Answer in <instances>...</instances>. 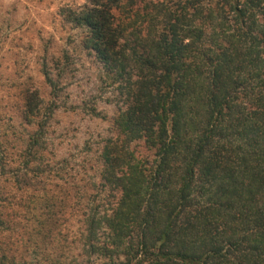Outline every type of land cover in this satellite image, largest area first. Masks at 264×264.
Returning a JSON list of instances; mask_svg holds the SVG:
<instances>
[{
  "label": "trees",
  "instance_id": "obj_1",
  "mask_svg": "<svg viewBox=\"0 0 264 264\" xmlns=\"http://www.w3.org/2000/svg\"><path fill=\"white\" fill-rule=\"evenodd\" d=\"M60 15L122 101L70 264H264V0H91ZM37 97L25 96L28 122Z\"/></svg>",
  "mask_w": 264,
  "mask_h": 264
},
{
  "label": "rangeland",
  "instance_id": "obj_2",
  "mask_svg": "<svg viewBox=\"0 0 264 264\" xmlns=\"http://www.w3.org/2000/svg\"><path fill=\"white\" fill-rule=\"evenodd\" d=\"M90 2L0 0V171L5 220L0 253L14 258L15 264L72 262L79 251L84 195L98 179L104 140L115 134L113 120L121 98L101 63L83 47L84 30L60 15L63 7ZM117 16L123 18L125 13ZM43 63L55 74L57 96L46 82ZM31 92H36L40 110L28 122L24 103ZM38 120H44L43 136L35 146L42 159L41 169L33 170L37 161L29 166L24 162ZM132 146L142 148L139 142Z\"/></svg>",
  "mask_w": 264,
  "mask_h": 264
}]
</instances>
